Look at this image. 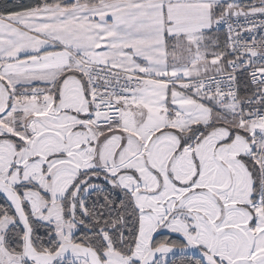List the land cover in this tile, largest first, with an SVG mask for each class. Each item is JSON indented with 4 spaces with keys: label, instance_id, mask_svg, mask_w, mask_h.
Wrapping results in <instances>:
<instances>
[{
    "label": "snow or ice",
    "instance_id": "1",
    "mask_svg": "<svg viewBox=\"0 0 264 264\" xmlns=\"http://www.w3.org/2000/svg\"><path fill=\"white\" fill-rule=\"evenodd\" d=\"M0 264H264V0L0 5Z\"/></svg>",
    "mask_w": 264,
    "mask_h": 264
},
{
    "label": "trees",
    "instance_id": "2",
    "mask_svg": "<svg viewBox=\"0 0 264 264\" xmlns=\"http://www.w3.org/2000/svg\"><path fill=\"white\" fill-rule=\"evenodd\" d=\"M33 0H0V5L7 4L8 6L18 5V4H29Z\"/></svg>",
    "mask_w": 264,
    "mask_h": 264
},
{
    "label": "crops",
    "instance_id": "3",
    "mask_svg": "<svg viewBox=\"0 0 264 264\" xmlns=\"http://www.w3.org/2000/svg\"><path fill=\"white\" fill-rule=\"evenodd\" d=\"M254 0H238L241 5H246L247 3L253 2Z\"/></svg>",
    "mask_w": 264,
    "mask_h": 264
},
{
    "label": "built area",
    "instance_id": "4",
    "mask_svg": "<svg viewBox=\"0 0 264 264\" xmlns=\"http://www.w3.org/2000/svg\"><path fill=\"white\" fill-rule=\"evenodd\" d=\"M241 22H243V18H241Z\"/></svg>",
    "mask_w": 264,
    "mask_h": 264
},
{
    "label": "rangeland",
    "instance_id": "5",
    "mask_svg": "<svg viewBox=\"0 0 264 264\" xmlns=\"http://www.w3.org/2000/svg\"><path fill=\"white\" fill-rule=\"evenodd\" d=\"M253 2H254V1H253ZM250 3H252V2H250ZM247 4H249V3H247ZM247 4H246V5H247Z\"/></svg>",
    "mask_w": 264,
    "mask_h": 264
}]
</instances>
